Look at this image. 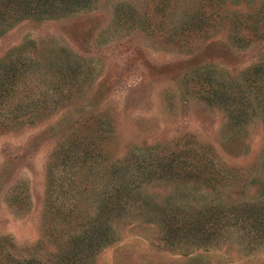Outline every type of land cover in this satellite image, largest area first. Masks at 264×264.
I'll use <instances>...</instances> for the list:
<instances>
[{
    "label": "rangeland",
    "instance_id": "rangeland-1",
    "mask_svg": "<svg viewBox=\"0 0 264 264\" xmlns=\"http://www.w3.org/2000/svg\"><path fill=\"white\" fill-rule=\"evenodd\" d=\"M16 1L0 0V64L26 63L0 108V264H264V223L193 227L264 203V0Z\"/></svg>",
    "mask_w": 264,
    "mask_h": 264
},
{
    "label": "trees",
    "instance_id": "trees-1",
    "mask_svg": "<svg viewBox=\"0 0 264 264\" xmlns=\"http://www.w3.org/2000/svg\"><path fill=\"white\" fill-rule=\"evenodd\" d=\"M14 7V10H16V12H20L26 16H35L36 14H38V16H43L49 13L52 14L56 12L50 9L51 7L48 3V0H17L14 4ZM25 64L26 63L22 60L12 62L8 66L0 64V108L5 104L7 100L6 98L10 96L11 91L15 88V83L22 76L21 74L23 70H26L23 69V65ZM258 70L260 69L258 68L254 72H257ZM31 79H34V75L31 77ZM209 100L211 101V99ZM231 100L232 99L230 96H223L221 100L219 99V102H221V104H224L225 106H227V108H229V110H231V107L229 105L231 103ZM234 110H236V108H233L231 112L234 113ZM237 115L238 113L235 115V117ZM173 161L170 165H168V167H176L175 163L178 161L177 158L174 157ZM178 165L179 167L183 168L182 161H179L177 163V166ZM138 171L139 167L136 166L135 172ZM215 176L216 174L214 170H212V176L210 179H214ZM210 206L211 207L207 208V210L206 208L204 209L205 219L203 222L200 218L195 219V224L193 225L194 228H201L203 224L204 230L207 227H213L222 224V222L225 221L229 216H235L236 219H238L239 217H242L243 219H250V222L254 223V225L257 227L259 224L264 223V203H262L261 200L241 201L231 207H222L220 205Z\"/></svg>",
    "mask_w": 264,
    "mask_h": 264
}]
</instances>
